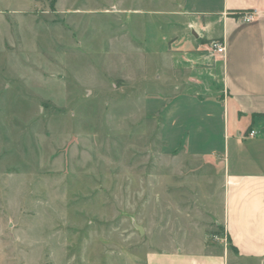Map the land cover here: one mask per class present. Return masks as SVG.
I'll use <instances>...</instances> for the list:
<instances>
[{
	"label": "rangeland",
	"instance_id": "1",
	"mask_svg": "<svg viewBox=\"0 0 264 264\" xmlns=\"http://www.w3.org/2000/svg\"><path fill=\"white\" fill-rule=\"evenodd\" d=\"M179 3L0 0V264H145L151 249L221 243L208 217L222 212L221 162L173 152L207 126L203 107L182 108L166 149L158 122L174 108L157 56Z\"/></svg>",
	"mask_w": 264,
	"mask_h": 264
},
{
	"label": "crops",
	"instance_id": "2",
	"mask_svg": "<svg viewBox=\"0 0 264 264\" xmlns=\"http://www.w3.org/2000/svg\"><path fill=\"white\" fill-rule=\"evenodd\" d=\"M254 10L255 20L245 21L243 12ZM175 17L180 31L176 29L169 46L157 56L166 72L164 88L170 90L163 101L174 106L169 121L158 117L164 149L167 140L175 138L173 128L179 119L184 124L190 118L182 108L202 106L199 122L207 126L197 128L193 145L188 142L173 152L211 154L207 159L221 162L222 212L208 216L209 224L224 228L221 234L233 246L236 264H264V0H180ZM212 40L225 43L224 54L211 48ZM216 121L222 142L204 153L198 145L211 142ZM251 131L256 135L250 136ZM182 216L180 227L194 232L200 226L190 212L178 211V220ZM222 245L203 243L200 251L183 246L161 253L151 249L145 264H230Z\"/></svg>",
	"mask_w": 264,
	"mask_h": 264
},
{
	"label": "built area",
	"instance_id": "3",
	"mask_svg": "<svg viewBox=\"0 0 264 264\" xmlns=\"http://www.w3.org/2000/svg\"><path fill=\"white\" fill-rule=\"evenodd\" d=\"M258 12L257 11H247V12H243L242 17L245 21L247 22H251L253 20H255V18L257 17ZM210 46L213 50H215L217 53L219 54H224L226 51V45L224 42L220 41V40H212L210 42ZM250 136H255L256 135V131H251L249 133ZM215 240L221 241V243L227 244L228 239H227V235H222L221 237H219L218 235L215 236Z\"/></svg>",
	"mask_w": 264,
	"mask_h": 264
},
{
	"label": "trees",
	"instance_id": "4",
	"mask_svg": "<svg viewBox=\"0 0 264 264\" xmlns=\"http://www.w3.org/2000/svg\"><path fill=\"white\" fill-rule=\"evenodd\" d=\"M223 230H224V228H222V229H221V232H223ZM217 232L219 233V232H220V230H219V231H217ZM221 232H220V233H221ZM230 246H231V247H233L232 245H230Z\"/></svg>",
	"mask_w": 264,
	"mask_h": 264
}]
</instances>
